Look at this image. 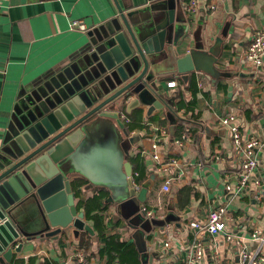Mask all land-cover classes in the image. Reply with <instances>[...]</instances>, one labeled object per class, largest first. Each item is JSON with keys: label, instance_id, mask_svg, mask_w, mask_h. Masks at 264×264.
I'll use <instances>...</instances> for the list:
<instances>
[{"label": "crops", "instance_id": "obj_1", "mask_svg": "<svg viewBox=\"0 0 264 264\" xmlns=\"http://www.w3.org/2000/svg\"><path fill=\"white\" fill-rule=\"evenodd\" d=\"M119 1L123 6L136 8L155 3ZM185 2L177 0L176 50L180 55L186 54L199 38L207 47L222 48L223 56L214 73L195 71L188 80L166 78V97H175L173 109L178 110L174 119L169 117L168 107L150 114L148 106L142 104L121 111L126 127L123 116L144 127L129 132V136H140L134 144L124 137L126 158L117 161L118 171L132 167L133 176L139 174L141 180L136 183L142 189L144 207L153 212L147 217L171 219L163 227L152 225L147 231L149 253L158 252L154 264H193L187 260V253L195 239H201L205 245L207 264H218V260L219 264H242V249L256 247L252 233L261 231L264 236V148L258 150L259 166L253 174V184L258 181L260 185L254 184L240 195L228 192L226 183L237 181L244 150L234 148L230 128L222 119L234 115L244 141L251 136L264 139V62L255 66L246 58L255 32L264 29V0H218L216 9H211L210 0H199V11L192 17ZM117 15L114 0H0V146L21 101V90L67 64L88 42L89 30ZM143 16L148 17L149 11ZM75 19L85 20L89 30L71 27ZM171 81H176V85L169 86ZM112 123L100 128L104 138L115 133L123 138L122 129L115 121ZM154 142L158 143L156 149ZM102 149L107 156H96L95 150H89L82 158L84 165L105 172L111 153ZM155 153L159 158L154 157ZM153 173L158 177L152 187H142ZM84 180L85 187L75 199L77 203L97 192V186ZM167 182L169 190L164 189ZM219 206L227 208L231 240L223 233L211 234L202 228L211 211ZM80 210L84 211L92 233L81 230L76 235L74 228L68 227L56 236H34L15 254L14 264H76L74 252L82 246L92 264H141L133 238L135 228L120 216L115 204H109L101 213L106 225L103 236L94 220L82 207ZM26 214L28 232L38 231L40 225L34 214ZM193 222L200 226L192 227ZM117 234L127 245L134 244L137 255L127 245L111 248L109 253L108 239Z\"/></svg>", "mask_w": 264, "mask_h": 264}, {"label": "water", "instance_id": "obj_2", "mask_svg": "<svg viewBox=\"0 0 264 264\" xmlns=\"http://www.w3.org/2000/svg\"><path fill=\"white\" fill-rule=\"evenodd\" d=\"M114 2L118 15L89 30L88 42L67 64L20 92L0 146V264H14L15 254L34 236H56L68 227L76 235L93 232L75 200L84 178L97 192H106L105 202L115 204L135 228L141 264H154L158 252L149 253L147 231L171 219L147 217L132 167L106 178L104 170L89 169L82 158L112 141L119 145L122 162L125 138L134 144L140 136H129L121 111L142 104L150 114L168 107L174 119L175 97H166V78L214 73L223 51L197 37L186 54H179L177 0L137 8ZM110 120L122 129L123 138L117 133L104 138L100 128L112 126ZM157 177L153 173L142 187L151 188ZM26 213L34 214L38 231L28 232Z\"/></svg>", "mask_w": 264, "mask_h": 264}, {"label": "built area", "instance_id": "obj_3", "mask_svg": "<svg viewBox=\"0 0 264 264\" xmlns=\"http://www.w3.org/2000/svg\"><path fill=\"white\" fill-rule=\"evenodd\" d=\"M211 9L217 8L218 0H210ZM185 9L190 17L196 15L199 11V0H186ZM71 27L80 31H88L89 24L83 19H75L71 21ZM246 58L252 62L255 66H261L264 62V29L255 32L252 41L246 52ZM169 86H175L176 81L168 83ZM125 122H129L130 118L123 116ZM222 123L230 128L233 140V146L236 150L243 149L244 156L240 164V170L238 172L237 181L232 184L226 183L228 192L236 195H240L243 192L250 190L254 184L260 185V182L256 181L253 184V174L259 166V158L257 156L258 150L264 148V139L257 136H251L247 141H244L242 132L239 126L235 123V116L229 115L222 119ZM164 132H166L164 130ZM179 144L182 142L179 140ZM158 146L157 142L153 143V148L156 149ZM155 158H159L157 153L154 154ZM139 176L138 173H135ZM139 188V184L136 183ZM164 189L169 190V182L164 184ZM147 215H152L151 210L145 208ZM227 208L225 206H219L218 208L211 211L207 222L202 225V228L211 234L223 233L228 239H232V235L227 231L226 222ZM198 223H191L192 227H198ZM200 226V225H199ZM251 238L256 242V247L253 249H242L240 252V258L242 264H264V254L262 252L264 244V236L261 231H255L252 233ZM76 264H92L86 256V252L82 248H78L74 252ZM187 260L193 264H207L205 260V245L201 239H195L188 249ZM218 260V264H219ZM222 264V263H220Z\"/></svg>", "mask_w": 264, "mask_h": 264}, {"label": "trees", "instance_id": "obj_4", "mask_svg": "<svg viewBox=\"0 0 264 264\" xmlns=\"http://www.w3.org/2000/svg\"><path fill=\"white\" fill-rule=\"evenodd\" d=\"M175 114L178 116V110L177 109L175 110ZM131 119L132 118H130L129 122H126V123H128L127 129L129 132L135 130L136 127L140 128V129H142L144 127V125H141V124H138V126H137V124H135L133 122V120H131ZM135 177L137 178V181L141 180L140 177H138L136 175H135ZM80 185H82V187H84L85 181L80 183ZM106 198H107L106 192L98 191V192H96V194L94 196H92L86 200H81V202L79 203L80 208L82 207L86 211L88 217L94 220L95 226L98 229L100 236L104 235V231H105V227H106L105 217H104V215L101 214L107 210L108 204L105 202ZM113 240H115V242ZM115 244H117V245H115ZM126 245H127V243L121 238V235L117 234V235H114L108 239L106 249L109 250V253H110L111 248H115L116 246L118 248H121V247L126 246ZM127 246H129L130 249H132V251L134 250V252H135L134 255H137V250L134 247V244L133 245H127ZM81 248H84V247L82 246ZM31 259L33 260V259H35V257H32ZM17 264H21V262H17Z\"/></svg>", "mask_w": 264, "mask_h": 264}, {"label": "rangeland", "instance_id": "obj_5", "mask_svg": "<svg viewBox=\"0 0 264 264\" xmlns=\"http://www.w3.org/2000/svg\"><path fill=\"white\" fill-rule=\"evenodd\" d=\"M101 127V126H99ZM127 144V143H126ZM126 146V145H125ZM102 148L107 151V153H111V156L109 157V161L111 158V161H106L108 168H106L105 172L103 173L106 178H112L115 176L118 172V166H117V161H118V156H119V145L117 143H107L104 144L103 146L99 147L98 149H94V153L99 154L104 158V156H107L106 153H104Z\"/></svg>", "mask_w": 264, "mask_h": 264}]
</instances>
